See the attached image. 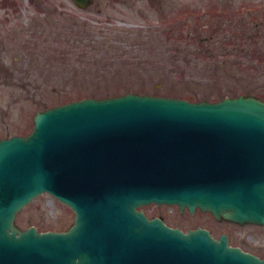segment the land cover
<instances>
[{"label": "water", "instance_id": "obj_1", "mask_svg": "<svg viewBox=\"0 0 264 264\" xmlns=\"http://www.w3.org/2000/svg\"><path fill=\"white\" fill-rule=\"evenodd\" d=\"M45 193L74 211L66 232L16 224ZM151 204L264 226V100L85 98L0 140V264H264L226 234L148 218Z\"/></svg>", "mask_w": 264, "mask_h": 264}, {"label": "rangeland", "instance_id": "obj_2", "mask_svg": "<svg viewBox=\"0 0 264 264\" xmlns=\"http://www.w3.org/2000/svg\"><path fill=\"white\" fill-rule=\"evenodd\" d=\"M0 71V140L29 135L37 112L79 94L264 100V0H95L86 9L72 0H0ZM141 210L184 232L226 234L232 246L264 258V226L173 205ZM74 220L68 205L45 193L16 224L66 232Z\"/></svg>", "mask_w": 264, "mask_h": 264}, {"label": "trees", "instance_id": "obj_3", "mask_svg": "<svg viewBox=\"0 0 264 264\" xmlns=\"http://www.w3.org/2000/svg\"><path fill=\"white\" fill-rule=\"evenodd\" d=\"M82 29H87V26L86 25H82ZM89 30L87 29V32ZM90 45L94 46L92 43H90ZM96 45V44H95ZM110 47H114V46H110ZM101 70H98L97 71V75H96V78L99 79L100 77H104L106 75V72L105 70H107V68L105 66H103L102 68H100ZM69 78V77H68ZM87 78V76H86ZM130 91L129 90H126V91H122V92H104V93H86V94H79L77 95L76 97L74 98H71V100H66L65 102L68 103V102H72V101H75V100H81V99H84V98H98V99H104V98H111V97H115V96H121L123 94H127L129 93ZM188 98L189 100H195L196 99V96H188L186 97Z\"/></svg>", "mask_w": 264, "mask_h": 264}, {"label": "flooded vegetation", "instance_id": "obj_4", "mask_svg": "<svg viewBox=\"0 0 264 264\" xmlns=\"http://www.w3.org/2000/svg\"><path fill=\"white\" fill-rule=\"evenodd\" d=\"M0 76H1V71H0ZM155 217H158V216H155ZM151 218H153V217H151ZM159 218H162V219L164 220V218L161 217V216H159ZM164 221H165V220H164Z\"/></svg>", "mask_w": 264, "mask_h": 264}]
</instances>
